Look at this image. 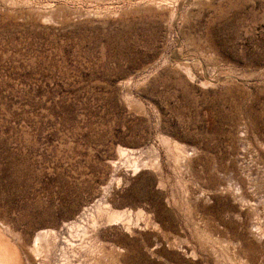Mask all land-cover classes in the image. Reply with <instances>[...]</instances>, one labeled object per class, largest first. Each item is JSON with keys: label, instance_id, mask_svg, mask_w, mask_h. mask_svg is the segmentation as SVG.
Wrapping results in <instances>:
<instances>
[{"label": "rangeland", "instance_id": "1", "mask_svg": "<svg viewBox=\"0 0 264 264\" xmlns=\"http://www.w3.org/2000/svg\"><path fill=\"white\" fill-rule=\"evenodd\" d=\"M66 180L105 264H264V0H0V228Z\"/></svg>", "mask_w": 264, "mask_h": 264}, {"label": "bare ground", "instance_id": "2", "mask_svg": "<svg viewBox=\"0 0 264 264\" xmlns=\"http://www.w3.org/2000/svg\"><path fill=\"white\" fill-rule=\"evenodd\" d=\"M79 184L75 180L55 181V193L52 198L46 197V209L37 225L40 228L31 238L15 239L12 231L0 228V264H105L101 260L103 250L98 243L96 217L87 215L89 220H84V210L74 205L68 207L79 191ZM119 218L116 214L106 220L113 222ZM114 251L110 257L121 255L120 251ZM106 261L113 264L110 258Z\"/></svg>", "mask_w": 264, "mask_h": 264}]
</instances>
